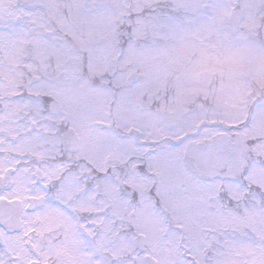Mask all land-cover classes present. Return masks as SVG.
Instances as JSON below:
<instances>
[{
  "label": "snow or ice",
  "instance_id": "6c2138e0",
  "mask_svg": "<svg viewBox=\"0 0 264 264\" xmlns=\"http://www.w3.org/2000/svg\"><path fill=\"white\" fill-rule=\"evenodd\" d=\"M0 264H264V0H0Z\"/></svg>",
  "mask_w": 264,
  "mask_h": 264
}]
</instances>
